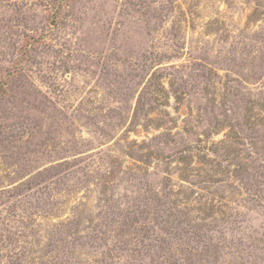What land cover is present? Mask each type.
<instances>
[{"label": "rangeland", "instance_id": "obj_1", "mask_svg": "<svg viewBox=\"0 0 264 264\" xmlns=\"http://www.w3.org/2000/svg\"><path fill=\"white\" fill-rule=\"evenodd\" d=\"M0 264H264V0H0Z\"/></svg>", "mask_w": 264, "mask_h": 264}]
</instances>
